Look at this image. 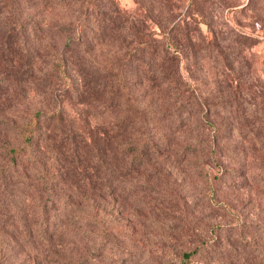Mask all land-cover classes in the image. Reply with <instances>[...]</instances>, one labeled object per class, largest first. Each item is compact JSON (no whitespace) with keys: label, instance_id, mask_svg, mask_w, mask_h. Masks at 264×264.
<instances>
[{"label":"trees","instance_id":"1","mask_svg":"<svg viewBox=\"0 0 264 264\" xmlns=\"http://www.w3.org/2000/svg\"><path fill=\"white\" fill-rule=\"evenodd\" d=\"M138 2L141 8L126 10L117 0H0V264H96L104 255L109 264H264V212L254 223H219L227 239L196 237L173 255L120 253L111 221L98 219L100 209L108 211L100 200L124 194L130 181L137 186L162 154L184 153L168 135L148 140L158 114L181 137L193 118L212 125L209 96L195 93L200 72L213 73L218 91L240 88L235 66L221 64V55L240 57L217 35L234 34L225 1ZM245 93L247 101L235 91L228 98L233 113L247 105L246 124L261 127L264 95ZM212 128L192 146H204L216 162L220 129ZM253 186L264 194V176ZM96 230L104 240L98 247Z\"/></svg>","mask_w":264,"mask_h":264},{"label":"rangeland","instance_id":"2","mask_svg":"<svg viewBox=\"0 0 264 264\" xmlns=\"http://www.w3.org/2000/svg\"><path fill=\"white\" fill-rule=\"evenodd\" d=\"M223 1L227 4L223 16L227 19L231 32L236 35V30H239V42H235L234 34L230 31L221 30L222 33L217 35L224 36L222 45L228 53L234 54L239 48L240 57H230L227 60L221 55V64L224 68L228 66L227 62L235 66L240 79L237 86L240 88L236 91L234 87L223 84L218 91L213 82V73L206 72L207 75L203 76V72H200L195 80V93L209 96L211 104L208 121L212 125L193 118L182 125V137L180 133L172 131L174 125L163 120L161 114L157 115V125H149L156 132L150 133L148 140L162 143V137L169 136L170 140L175 141V145L178 143L185 150L181 155L171 157L162 154L157 158V163H149V167L153 163L156 169L149 168V174L140 176L139 181L134 180L133 183L138 184L137 186L131 187L130 181V189H126L124 194L117 191L112 197L100 200L101 206L106 207L108 213L105 209H100L98 219L111 221L112 238L116 245L123 247L120 253L133 249L141 254L145 250L154 251L158 248L163 249V252L166 249L173 255L179 248L191 247L196 237L207 238L218 232L222 239H227V230L215 228L219 223L237 220L254 223L257 221L256 215L261 217L264 212V194L253 186V178L264 176V124L261 127L249 125L247 105L241 107V111L233 113L236 107L228 100L234 91L235 95L243 96L246 101L248 97L245 92L264 95V0ZM117 2L126 10L141 8L138 0ZM202 30L207 36V44L214 50L213 34L204 25ZM198 39L199 36L194 39L197 44ZM188 60L191 62L189 55ZM184 67L185 65L182 66V72L186 73ZM229 71L228 69V73ZM219 95L222 96V101ZM30 108V105H26L23 110L26 112ZM262 112V115H257L264 120V110ZM70 116H74L72 110ZM247 121L249 122L246 124ZM7 122L4 119L1 126H8L4 124ZM94 124L95 122L92 123ZM212 127L220 129L214 154L219 164L207 156L208 150H204V146H192L199 139L206 141V133H212ZM11 139H14V135ZM202 166L206 168L205 175L201 170ZM218 166L224 169L220 173L217 171ZM55 178L56 183H60L62 176L56 175ZM135 188L139 190L135 191ZM78 202L88 204V200L81 199ZM98 231L96 230V247L104 242ZM247 238L250 240L252 235L249 234ZM163 243L166 245L162 246ZM99 253L101 252H96ZM104 256H100L101 259L96 264L112 262L113 259ZM23 257L25 255H20L17 260L22 261Z\"/></svg>","mask_w":264,"mask_h":264}]
</instances>
